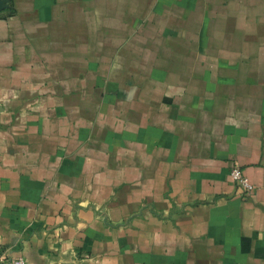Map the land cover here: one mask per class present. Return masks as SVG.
I'll return each instance as SVG.
<instances>
[{
  "label": "crops",
  "instance_id": "0c3cea01",
  "mask_svg": "<svg viewBox=\"0 0 264 264\" xmlns=\"http://www.w3.org/2000/svg\"><path fill=\"white\" fill-rule=\"evenodd\" d=\"M0 248L264 264V0H0Z\"/></svg>",
  "mask_w": 264,
  "mask_h": 264
},
{
  "label": "built area",
  "instance_id": "2783aa9c",
  "mask_svg": "<svg viewBox=\"0 0 264 264\" xmlns=\"http://www.w3.org/2000/svg\"><path fill=\"white\" fill-rule=\"evenodd\" d=\"M231 181L234 183L243 198H248L255 186L250 182L237 163H234L229 171ZM0 264H27L22 257L13 258L0 248Z\"/></svg>",
  "mask_w": 264,
  "mask_h": 264
}]
</instances>
